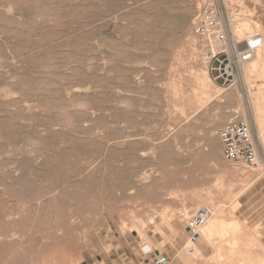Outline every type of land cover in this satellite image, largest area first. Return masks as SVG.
Masks as SVG:
<instances>
[{
  "label": "rangeland",
  "instance_id": "obj_1",
  "mask_svg": "<svg viewBox=\"0 0 264 264\" xmlns=\"http://www.w3.org/2000/svg\"><path fill=\"white\" fill-rule=\"evenodd\" d=\"M215 1L238 43L264 36V0ZM203 2L0 0V264H214L187 230L206 206L211 245L238 238L237 260L264 264L258 187L245 195L264 160L227 162L218 137L243 121L264 156V63L213 81Z\"/></svg>",
  "mask_w": 264,
  "mask_h": 264
},
{
  "label": "built area",
  "instance_id": "obj_2",
  "mask_svg": "<svg viewBox=\"0 0 264 264\" xmlns=\"http://www.w3.org/2000/svg\"><path fill=\"white\" fill-rule=\"evenodd\" d=\"M193 28L205 43V60L213 81L223 85L236 83L238 74L250 64L263 44L264 36L261 32H256L238 43L222 21L215 0H205L194 16ZM218 137L225 161L247 168L256 166L258 149L250 125L232 119L219 130ZM208 213V210L202 207L191 216L187 225L191 243L197 241L199 229L204 225ZM150 263L170 264L171 261L168 256L157 254L152 256Z\"/></svg>",
  "mask_w": 264,
  "mask_h": 264
},
{
  "label": "bare ground",
  "instance_id": "obj_3",
  "mask_svg": "<svg viewBox=\"0 0 264 264\" xmlns=\"http://www.w3.org/2000/svg\"><path fill=\"white\" fill-rule=\"evenodd\" d=\"M204 2H205V0H204ZM203 2V3H204ZM201 7V6H200ZM252 16L250 15L249 16V19L251 18ZM256 29L257 30H259L260 29V25L258 24V23H256ZM260 32V31H259ZM253 33V32H252ZM263 46H261L258 50H257V53L255 54V56H254V58H253V60L250 62V64L248 65V66H246L245 67V69L244 70H247V72H249V71H251V70H255V69H260L261 67H262V63H264V59L262 58V56H263ZM190 56V55H189ZM191 57V56H190ZM187 58H189V57H187ZM186 58V59H187ZM263 72H264V70H263ZM201 76H202V86H201V88H199V89H197L200 93H198L197 95H195V100H197L198 102L199 101H201L202 99H203V95H205V97H206V91H207V88H209V82H210V80L207 78V76H206V74L205 73H202L201 74ZM170 80V79H169ZM176 84V83H175ZM177 90V89H176ZM193 92V91H192ZM204 97V98H205ZM194 100V101H195ZM183 105H184V103H183ZM220 182V181H219ZM239 190V189H238ZM241 193V192H240ZM239 195V194H238ZM205 201H203V203H204ZM213 202V201H212ZM53 204V203H52ZM199 204V203H198ZM204 206H206V205H204ZM213 206V205H212ZM218 206V205H217ZM216 206V207H217ZM203 208H205V207H203ZM213 208V207H212ZM215 208V207H214ZM205 209H207V210H209L208 212H210L211 211V209L208 207L207 208V206H206V208ZM212 213V212H211ZM208 215H209V213H208ZM208 215H207V217H206V221H205V223H204V225L199 229V236H200V238H201V240L202 241H204L206 244H207V246H210V247H212V248H214V256L213 257H211V262L212 263H214V264H218L217 262H219L220 260H221V258L222 257H224V255H225V253H228V255L232 258V259H235V264H246L247 262H248V258H246V261H245V259H241V260H237V258L239 259V257L241 256L240 254L242 253V251H240V248H239V239L237 240L236 238H229L228 239V241L229 242H225L224 241V239H225V237L224 236H226L227 234H230V233H228L227 231L226 232H223V234L222 235H219V239L220 238H222L223 239V237H224V239L222 240L221 239V242L222 241H224V243H226V244H228V245H226L225 247L227 248L226 250H224V248L221 246V243L218 245V244H216V245H211V241H212V238L214 237V236H217L218 234H219V231H218V226H219V219H218V217L217 216H215L214 214V216H212L211 218H209L208 217ZM187 218V216H184V219H186ZM190 217V216H189ZM189 217H188V219H189ZM183 219V218H182ZM207 219H209V222L207 221ZM190 220V219H189ZM189 220H188V222H189ZM234 220V219H233ZM222 222H224V221H222ZM237 222V221H236ZM239 224V223H238ZM239 228H241L240 226H239ZM237 229V228H236ZM241 230H242V228H241ZM241 230H240V232H241ZM239 230H237V231H234L233 230V233H231L232 235L234 234V235H237ZM230 232V231H229ZM239 232V233H240ZM237 233V234H236ZM227 237V236H226ZM198 239H199V237H198ZM197 239V240H198ZM197 242V241H196ZM243 244V243H242ZM68 245V244H67ZM222 245H223V242H222ZM54 250V249H53ZM191 250L192 251H194V248L193 247H191ZM55 251V250H54ZM57 251V250H56ZM52 253V252H51ZM55 253V252H54ZM54 253H53V255H54ZM213 253V252H212ZM59 254V253H58ZM240 255V256H239ZM11 256V255H10ZM9 256V257H10ZM56 256H58L57 254H56ZM60 256V255H59ZM72 256H74V255H72ZM253 256V255H252ZM68 257V256H67ZM66 257V258H67ZM246 257V256H245ZM249 257V256H248ZM54 258V257H53ZM59 258V257H58ZM66 258H61L60 257V259H62V261L63 260H65ZM75 257H73V259H74ZM241 258V257H240ZM250 259V258H249ZM70 260V259H69ZM262 260V259H261ZM58 261V260H57ZM71 261V260H70ZM252 261V260H251ZM69 262V261H68ZM68 262H67V264H68ZM210 262V263H211ZM244 262H246V263H244ZM249 262H250V260H249ZM253 262V261H252ZM59 263H62L61 262V260L59 261ZM70 263V262H69ZM74 262L72 261V263L71 264H73ZM4 264H6V262L4 263ZM25 264V263H24ZM51 264V263H50ZM76 264V263H75ZM203 264V263H202ZM206 264V263H205ZM262 264V263H261Z\"/></svg>",
  "mask_w": 264,
  "mask_h": 264
},
{
  "label": "crops",
  "instance_id": "obj_4",
  "mask_svg": "<svg viewBox=\"0 0 264 264\" xmlns=\"http://www.w3.org/2000/svg\"><path fill=\"white\" fill-rule=\"evenodd\" d=\"M256 141V140H255ZM256 144H257V149H258V157L261 159V160H264V156H262L260 154V151H259V144L257 143L256 141ZM263 171H264V168H263ZM257 190H255V195L257 198H256V202H255V205L258 207V208H263L261 213L257 212V218L255 219V222H256V225L259 227V233L261 232V243L264 247V173L263 175L258 178L255 183L253 184L252 188H250L246 193L245 195H248L249 192L254 189V188H257ZM253 198L252 197H248L247 199V203H246V208H249V205H251L250 203V200ZM194 248V247H193ZM157 254H162V253H156V252H153V255H157ZM164 255V254H162ZM167 256V255H166ZM151 264V263H150Z\"/></svg>",
  "mask_w": 264,
  "mask_h": 264
}]
</instances>
